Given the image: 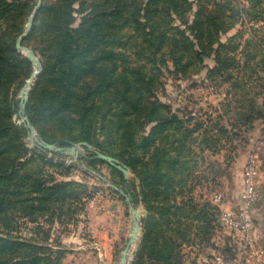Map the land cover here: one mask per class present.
<instances>
[{"label": "trees", "instance_id": "obj_1", "mask_svg": "<svg viewBox=\"0 0 264 264\" xmlns=\"http://www.w3.org/2000/svg\"><path fill=\"white\" fill-rule=\"evenodd\" d=\"M81 1L79 5L82 6L86 1ZM247 1L251 6H264V0ZM35 3L36 1L28 0H0V214L5 210H12L37 226L47 223L53 227L64 223V214L74 210L75 201H80L82 193H86V188L80 182L64 177L74 168L93 175L95 173L83 164L106 162L86 148L78 153L76 159L36 146L27 149V130L23 122L17 123L12 119V116L18 117L19 99L12 91L15 80L10 63L19 56L15 42L24 32V19L15 24L14 29L1 26V21L7 20L3 14L10 12L12 8L11 16H18L16 11L19 16L23 12L26 21ZM61 4L65 7L70 5L60 0L49 5L42 4L40 9L54 10V15L50 16L46 24L47 28L50 27L48 30L56 33L49 40L51 54L42 61V70L35 76L37 87L34 86L29 92L25 114L44 141L59 146L84 141L131 169L135 179L125 178L116 169L120 184H115V193L124 200L128 208L130 204L136 207L139 204L138 189L141 187L144 191L150 188L149 177L152 173L147 168L149 163L142 165V172L136 170L139 158L134 153L148 146L157 134L163 133L165 127L171 129L175 125L184 129L183 121L178 116L165 115L169 113L167 106L154 104L142 94L143 90L152 86L150 80H144L142 70L148 64L154 66L169 59L175 72L187 75V69L192 64L190 61L199 59L201 62L200 57L207 55L208 47L217 40L207 28L213 13H208L207 17L201 16V11L195 14L191 26L187 27L190 29V38L185 35V31L171 26V15L183 17L187 0H90L87 4L89 13L80 18L76 28L70 26L73 16L68 11L63 12ZM153 11L154 19L164 12L165 16L161 18L166 19L165 29L158 30L159 25L154 20V29L147 30ZM262 13L264 14V9ZM42 24L41 20L36 19L29 30L30 35L43 28ZM125 27L128 30L123 33L122 29ZM115 29L120 31L119 34ZM42 34L45 35L43 32ZM206 39L208 43L205 45ZM21 43L27 46L24 40ZM116 44L132 48L129 50L133 53L131 58L135 56L132 62L124 52H114L113 46ZM185 50L191 51V58L182 63V51ZM139 59L142 61L138 62ZM22 60L30 64L28 59ZM118 61H121L122 66L117 64ZM218 68L217 65L216 70ZM119 69L121 70L117 73ZM130 77L132 80H129ZM160 110L167 113L159 112ZM47 121L53 123L59 132L52 140L39 132L41 123ZM143 126L148 128L146 134L140 130ZM189 132L184 129L179 136L173 137L162 153H158V148L154 149V203L165 202L157 206L154 204V209L160 215L154 217V226L157 229L165 222L168 229H172L173 234L176 233V239L169 236L173 238H168L166 242L169 250L165 259L170 264H174L176 260L179 264L180 260L176 257L179 247L183 245L197 244L204 248L213 246L212 238L218 230L217 223L220 222L207 203L196 205L192 198L186 202L184 192L183 202H175L176 195H181L182 189L186 187L188 178L186 175L183 179L176 180L177 177L190 175L191 169L197 164L189 155ZM161 137L165 139L167 135L164 133ZM113 146L115 152L107 150V147L113 149ZM28 153L31 155L28 156ZM67 158L70 162H65ZM29 163L46 165L53 172L40 168L37 172L30 171L35 175L29 174L25 172ZM95 177L103 181L100 175L96 174ZM120 190L129 201H126ZM171 216L177 220L174 221ZM1 220L3 219L0 218ZM184 220H190L191 224ZM1 227L6 232L0 231V264H31L24 258L11 263L10 253L13 249L38 259L43 247L35 245L31 239L24 242L13 240L8 227ZM224 244L226 249L232 246L229 238ZM159 245H164V242L154 241V261L156 255L161 254ZM53 261L51 260V264H57L56 260Z\"/></svg>", "mask_w": 264, "mask_h": 264}, {"label": "rangeland", "instance_id": "obj_2", "mask_svg": "<svg viewBox=\"0 0 264 264\" xmlns=\"http://www.w3.org/2000/svg\"><path fill=\"white\" fill-rule=\"evenodd\" d=\"M28 1L37 3L38 0ZM53 1L60 0H42L34 17L33 23L39 19L43 23V28L31 35L29 31L23 38L24 43L36 54L41 65L47 55L51 54L52 47L49 40L56 32L48 30L50 27L47 28L46 24L50 16L54 15V10L40 9L42 4L49 5ZM63 1L70 3L68 7L61 4V10L68 11L73 16L70 26L78 27L80 18L89 13L87 4L90 0H84L86 2L82 6L79 5L81 0ZM187 3L183 17L171 15V26L180 28L185 31L186 36L191 38L190 29L187 27L191 26L195 14L201 11V16H206L212 12V20L207 28L217 40L210 44L207 55L200 57L201 62L199 59L190 61L192 64L187 69V75L175 72L169 59L154 66L148 64L142 73L145 75L144 80L146 82L150 80L152 86L148 90H143L142 94L154 104L167 106L169 113L165 115L178 116V119L183 121L184 129L190 131L187 136L189 155L191 160H196L197 164L191 169L190 175L183 174L177 177L176 180H181L186 175L188 178L186 187L182 189L181 195H176L175 202L177 204L183 202L184 192L186 202L192 198V202L194 201L196 205L207 203L215 217L219 219L221 212H236L239 206L244 171V166H240L241 158L245 156L246 161L250 154L257 155L258 181L261 164L264 167V14L262 13L264 6H251L247 0H187ZM12 13L13 8L10 12L3 14L7 20H2L1 26L14 29L15 24H19L24 19L25 28L30 14L25 21L23 12L21 16L18 11H16L18 16H11ZM150 15L153 17L147 30L154 29V20L155 24L159 25L158 30L165 29L166 19L161 18L165 16L164 12L155 19L154 11ZM127 30L125 27L122 32L125 33ZM114 31L118 34L120 32L118 29ZM207 43L206 39L204 44ZM113 47L115 53L124 52L129 61L132 62L135 58V56L131 58L133 54L129 51L132 50L131 47H121L117 44ZM182 53V63L188 62L191 58V51L185 50ZM18 54V59L10 63L15 80L12 84V91L15 92L16 97L34 70L31 62L30 64L23 62L22 59L26 57L20 51ZM139 60L138 62L142 61V59ZM217 60H219L218 63ZM117 64L122 66L121 61ZM217 65L219 68L216 70ZM129 80L132 78L130 77ZM17 81L18 84H16ZM34 86L37 87L36 77H34L30 90ZM12 119L17 123L22 122L17 116H12ZM171 127V129L165 127L162 130V134L165 133L167 138L164 139L161 137L162 134H157L148 146L134 153L139 158L136 170L142 172V165L149 163L147 168H150L148 171L152 174L149 177L150 188L144 191L141 187L138 189L139 204L136 207L142 211L143 224L137 242L129 248L128 264H170L165 259L169 250L166 242L168 238L176 239V233L173 234L172 229H168L165 222L157 229L154 226V217L159 215L157 209H154V204L157 206L165 202L157 203L156 201L154 203V170L152 168L154 149L158 148V153H162L163 148L170 145L172 138L184 131L183 128H177L175 125ZM140 130L146 134L148 128L143 126ZM35 131L38 134V130L35 129ZM39 132L49 140L59 135L55 125L48 121L41 123ZM31 146L27 138L25 148L29 149ZM112 148L107 147V150L115 152L114 146ZM29 155L31 153H28ZM37 162L36 160L35 163ZM65 162H70V159L67 158ZM35 163H29L25 172L35 175L36 173L30 171L37 172L40 168L53 172L46 165ZM83 166L95 174L74 168L67 177H64L80 182L86 188V193H82L80 201H75L74 210L64 214L63 224L50 227L49 224L44 223L42 226H37L28 222L16 211L5 210L0 214V218L3 219L0 221V228H2L1 225L8 227L13 240L24 242L31 239L32 243L44 249L38 255L39 260L28 257L25 253L20 254L21 251L18 249H13L10 253L11 263L24 258L31 264H51V260H56L57 264H118L121 251L127 245L131 229L130 209L115 193L116 189L112 188V185L120 184L119 173L116 168L99 161L85 162ZM96 174L100 175L103 181L95 177ZM126 178H136L131 169ZM260 191L262 198V187ZM215 194L221 196L219 202L213 201ZM184 222L191 224L190 220H184ZM217 224L218 230L212 238L213 246L204 248L191 244L179 247V254L176 257L180 260L179 264H216V257H219L223 264H264L263 257L255 256L257 249L260 248V242L264 247V215L257 216L258 233L257 235L255 233L253 246L249 249L242 248L238 244V236H232V231L223 226L221 222ZM171 226L173 228V224ZM188 228L186 232L189 233ZM0 231L6 232L5 229H0ZM260 231H263L262 234ZM256 236L260 242L257 241ZM227 238L232 245L230 249L224 247ZM154 241L164 242V245L158 246L161 254L156 255L155 261ZM176 262L174 264H177Z\"/></svg>", "mask_w": 264, "mask_h": 264}, {"label": "water", "instance_id": "obj_3", "mask_svg": "<svg viewBox=\"0 0 264 264\" xmlns=\"http://www.w3.org/2000/svg\"><path fill=\"white\" fill-rule=\"evenodd\" d=\"M42 0H38L36 3V6L33 8L32 13L30 14L25 28L24 32L18 36L15 42V48L20 51L33 65L34 70L31 73L30 77L28 80L23 84L21 89L18 92V117L21 119L23 122L26 130H27V138L28 141L31 143L32 146H36L42 150H49L52 152H59L61 154H65L67 156L72 157L73 159H76L78 153L83 152V149L86 148L89 151L93 152L95 156L98 159H101L108 163L110 166L116 168L119 170L122 175L126 178L128 176L129 168L125 165L120 163L118 160L115 158L106 155L104 153H101L97 151L92 145H90L87 142H77V143H72L71 145L68 146H59L56 143H48L44 141L35 131L34 126L31 124L29 121L28 117L25 114V105L28 101V95L30 92V88L32 85V82L34 80V77L41 72L42 70V65L36 54L28 47L25 45H22V40L23 38L27 35L29 30L31 29L34 17L40 8ZM112 188L117 189L116 186L112 185ZM120 193L125 196L126 201H129V198L123 193V191L120 190ZM130 209V218H131V229H130V235L129 239L127 242L126 247L121 251V257L119 259L118 264H128V251L129 248L132 244H135L138 240V235L140 230L142 229V224H143V216H142V211H140L137 207H134L133 205H129Z\"/></svg>", "mask_w": 264, "mask_h": 264}, {"label": "built area", "instance_id": "obj_4", "mask_svg": "<svg viewBox=\"0 0 264 264\" xmlns=\"http://www.w3.org/2000/svg\"><path fill=\"white\" fill-rule=\"evenodd\" d=\"M258 169L257 155L250 154L244 165L243 189L237 211H223L219 216L221 224L232 231V236L237 235L238 244L246 249L253 246L255 240L256 226L251 218V210L261 198ZM220 199L219 194L213 196L214 202H219ZM255 256L264 258V250L258 248ZM215 260L216 264H223L219 257Z\"/></svg>", "mask_w": 264, "mask_h": 264}, {"label": "crops", "instance_id": "obj_5", "mask_svg": "<svg viewBox=\"0 0 264 264\" xmlns=\"http://www.w3.org/2000/svg\"><path fill=\"white\" fill-rule=\"evenodd\" d=\"M248 148H250V146L248 147ZM264 148V147H263ZM241 164H240V166L241 167H243L244 166V162H245V156H244V158H241ZM261 160H262V156H261ZM260 163V162H259ZM259 183L261 184V186L260 187H262V191H263V195H262V198H261V200L258 202V204L256 205H254L253 207H252V220L254 221V223H255V226H256V235H257V216L259 215V214H262V215H264V167L262 166V164H261V169L259 170ZM262 203V204H261ZM262 232L263 231H260V233L262 234ZM260 234V235H261ZM256 239H257V241L258 242H260V239L256 236ZM259 246H260V248L262 249L263 248V245H262V243L260 242L259 243ZM264 250V249H263Z\"/></svg>", "mask_w": 264, "mask_h": 264}]
</instances>
